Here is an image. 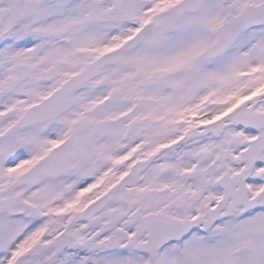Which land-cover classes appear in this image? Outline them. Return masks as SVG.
<instances>
[{
    "label": "snow or ice",
    "instance_id": "1",
    "mask_svg": "<svg viewBox=\"0 0 264 264\" xmlns=\"http://www.w3.org/2000/svg\"><path fill=\"white\" fill-rule=\"evenodd\" d=\"M0 264H264V0H0Z\"/></svg>",
    "mask_w": 264,
    "mask_h": 264
}]
</instances>
